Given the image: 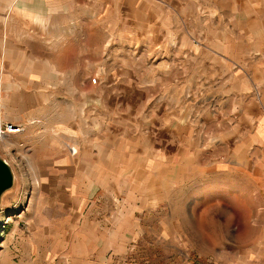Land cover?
I'll return each mask as SVG.
<instances>
[{
    "label": "crops",
    "instance_id": "0c3cea01",
    "mask_svg": "<svg viewBox=\"0 0 264 264\" xmlns=\"http://www.w3.org/2000/svg\"><path fill=\"white\" fill-rule=\"evenodd\" d=\"M180 2L132 0L139 12L132 19L140 30L137 34L147 37L151 31L153 38L161 40L159 45L169 46L165 47L166 64L160 62L166 69L175 68L171 60L176 57L180 69L186 68L193 53L203 57L201 66L211 71L212 85L227 88L225 94L213 97L235 95L239 103L246 95L254 103L233 113L237 120L219 127L220 136L205 144L192 138L193 131L205 134L208 129L192 126L191 111L175 114L171 123L165 124L166 118L160 122L157 131L168 134L167 145L131 142L126 128H103L92 137L80 131L79 89H64L65 85L78 87L80 80L65 78L64 71L80 69L82 52L94 54L96 23L112 21L105 8L127 7L128 0H0V124L22 127L21 132L0 140V157L9 166L62 169L73 187L67 192L77 198L73 206L79 226V260L105 252L106 246L127 245L131 222L136 238L144 239L151 224L158 240L166 237L173 243L175 231H181L178 235L185 239L189 226L201 223L208 204H222L225 197L252 198L257 192L264 203V0ZM178 5L182 6L176 11ZM96 6L103 7L99 17ZM197 12L205 20L199 32L204 46L193 49L190 23ZM215 18L225 25L214 26L208 33V24ZM116 20L126 23L119 36H127L128 17ZM180 20L188 30L173 32L171 27ZM257 71L262 72L261 82L254 78ZM27 86L31 87L28 92L21 88ZM181 134L180 142L173 138ZM222 142L230 150L225 161L214 153ZM84 150L90 159L83 157ZM207 152H212L211 157L204 161ZM80 166L105 168L107 173L95 171L102 175L89 181V190L76 191L84 176ZM130 167L133 173L128 172ZM91 185L95 190H90ZM260 208L264 214V206Z\"/></svg>",
    "mask_w": 264,
    "mask_h": 264
},
{
    "label": "rangeland",
    "instance_id": "374dc122",
    "mask_svg": "<svg viewBox=\"0 0 264 264\" xmlns=\"http://www.w3.org/2000/svg\"><path fill=\"white\" fill-rule=\"evenodd\" d=\"M183 1L180 2L182 5ZM131 4L132 0H128L127 7L105 8L104 12L110 14L112 21L96 23L94 54L82 52L80 69L64 71L65 78L73 76L80 80L78 87L64 86L65 90L79 89L80 131L85 136L91 133L92 137L95 131H103V128H126L131 142L152 141L167 145L168 134L157 131L160 122L166 118L165 124L171 123L175 114L187 115L191 111L192 126H207L208 129L205 134L193 131L194 142L201 139L205 144L212 137L220 136L217 134L219 127L237 120L233 113L240 109L245 111L254 103L247 101L246 95L239 103L234 99L235 95L220 99L213 97L225 94L227 88L222 84L212 85L211 71L201 66L203 57L199 54L193 53L192 58L186 60L185 69L179 68L178 57L171 60L174 69L162 66L160 62L166 64L168 56L164 55L165 47L169 46L159 45L161 40L153 38L151 31L147 37L137 34L140 30L132 19L139 12ZM181 6L174 7L178 11ZM102 11V6H96L97 17L103 14ZM201 16L195 13L190 23V47L193 49L204 46L199 37L205 21ZM125 17H128V35L120 37L121 29L125 32L126 23L116 19ZM219 25L225 23H219L215 18L212 24H208V33ZM171 30L184 33L188 27L180 20ZM162 41L166 42L165 39ZM260 73L255 72L254 78L261 82ZM94 78L97 83H93ZM21 88L28 92L31 87ZM236 89L233 86L231 91ZM168 111H173L172 116L165 115ZM217 115L220 117L216 118ZM154 129L155 133H149ZM179 136L183 138L184 135H173V138L179 141ZM75 150L71 149L72 152ZM229 151L222 142L214 153L225 161ZM0 152L3 154L1 149ZM211 153L207 152L203 160L210 159ZM11 154L23 157L14 151ZM82 154L85 157L89 152L84 150ZM87 157L90 159L91 155ZM10 168L13 185L2 194L0 202V264H264V214L259 211L264 203L258 192L252 198L225 197L222 204L218 202L214 207L208 204L206 217L201 218L200 224L196 221L189 226L185 239L178 235L181 231L170 234L173 243L166 237L158 240L157 231L152 230L151 224L144 239L136 238L137 230L131 222V239L127 245L106 246L105 252L83 261L78 258L76 238L79 226L73 205L77 198L73 199V194L67 192L73 187L62 176V169L25 164H14ZM96 168L80 166V175L84 176L77 183L76 191L89 190V181L102 175H95V171L107 173L105 168ZM133 170L130 167L128 172L133 173ZM47 178L49 180H44Z\"/></svg>",
    "mask_w": 264,
    "mask_h": 264
},
{
    "label": "water",
    "instance_id": "95a60500",
    "mask_svg": "<svg viewBox=\"0 0 264 264\" xmlns=\"http://www.w3.org/2000/svg\"><path fill=\"white\" fill-rule=\"evenodd\" d=\"M13 173L10 166L0 157V202L2 194L13 185Z\"/></svg>",
    "mask_w": 264,
    "mask_h": 264
},
{
    "label": "built area",
    "instance_id": "2783aa9c",
    "mask_svg": "<svg viewBox=\"0 0 264 264\" xmlns=\"http://www.w3.org/2000/svg\"><path fill=\"white\" fill-rule=\"evenodd\" d=\"M93 83H97V79H93ZM22 131V127L6 123L0 124V140H3L8 133H18Z\"/></svg>",
    "mask_w": 264,
    "mask_h": 264
}]
</instances>
